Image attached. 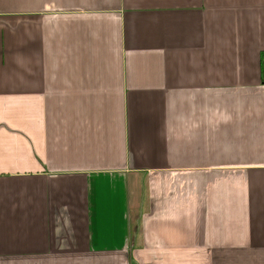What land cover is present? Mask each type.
Segmentation results:
<instances>
[{"label":"crops","instance_id":"0c3cea01","mask_svg":"<svg viewBox=\"0 0 264 264\" xmlns=\"http://www.w3.org/2000/svg\"><path fill=\"white\" fill-rule=\"evenodd\" d=\"M0 264H264V0H0Z\"/></svg>","mask_w":264,"mask_h":264},{"label":"trees","instance_id":"16d2710c","mask_svg":"<svg viewBox=\"0 0 264 264\" xmlns=\"http://www.w3.org/2000/svg\"><path fill=\"white\" fill-rule=\"evenodd\" d=\"M260 59H261V69L264 72V52L261 53Z\"/></svg>","mask_w":264,"mask_h":264},{"label":"built area","instance_id":"2783aa9c","mask_svg":"<svg viewBox=\"0 0 264 264\" xmlns=\"http://www.w3.org/2000/svg\"><path fill=\"white\" fill-rule=\"evenodd\" d=\"M0 50H1V44H0Z\"/></svg>","mask_w":264,"mask_h":264}]
</instances>
